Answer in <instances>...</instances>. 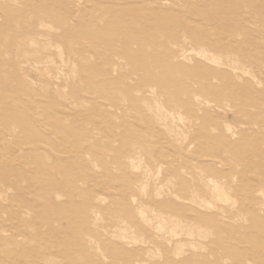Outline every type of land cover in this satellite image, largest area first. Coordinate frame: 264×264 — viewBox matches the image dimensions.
<instances>
[{
  "label": "rangeland",
  "instance_id": "374dc122",
  "mask_svg": "<svg viewBox=\"0 0 264 264\" xmlns=\"http://www.w3.org/2000/svg\"><path fill=\"white\" fill-rule=\"evenodd\" d=\"M0 74V264H264V0H0Z\"/></svg>",
  "mask_w": 264,
  "mask_h": 264
},
{
  "label": "bare ground",
  "instance_id": "6f19581e",
  "mask_svg": "<svg viewBox=\"0 0 264 264\" xmlns=\"http://www.w3.org/2000/svg\"><path fill=\"white\" fill-rule=\"evenodd\" d=\"M5 39H6V38H5ZM7 39H8V37H7ZM46 40H48V39H46ZM44 41H45V40H44ZM1 42H2V40H1ZM21 42H23V41H21ZM49 42H50V41H48V42H43V43L41 42V44H39L38 42H34V41H33V42H30V43H29V44H31V45H29V47L32 46V49H33L32 52L36 51L38 47H39V48H40V47H43L44 50H46L45 48H47V46L50 44ZM48 43H49V44H48ZM25 45H26V44H25ZM55 45H56V44H55ZM19 47H20V46H19ZM51 47H52V46H51ZM55 48L58 49V50H57V51H58L57 54L61 55V52H60V51H62V50H60L61 48H59V46L57 47V45H56ZM30 49H31V48H30ZM30 49H29V50H30ZM3 50H4V49H3ZM16 50H17V49H16ZM42 50H43V49H42ZM57 51H56V52H57ZM16 53H17V52H16ZM18 53H19V51H18ZM23 53H24V52H23ZM35 53H36V52H35ZM35 53H33V54H35ZM197 53H198V52H197ZM199 53L202 55L203 58L205 57L206 59H211V60L214 61V62H217V61H218V60H217V57H215V56H210V54H209L205 49L200 50ZM36 54H37V53H36ZM195 54H196V53H195ZM27 55H28V53H27ZM32 56H34V55H32ZM32 56H31V57H32ZM38 56H39V55H38ZM41 56H43V55H41ZM57 56H58V55H57ZM47 57H48V56H47ZM60 57H61V56H60ZM62 57H63V55H62ZM197 57H199V56H197ZM27 58L30 59L29 55H28V57H26V59H27ZM58 58H59V57H58ZM182 58H183V57H182ZM182 58H181V59H182ZM184 58H185V56H184ZM184 58H183V60H185ZM39 59H40V58H39ZM206 59H205V60H206ZM59 60H61V59H59ZM21 61H22V58H21ZM21 61L18 60L19 63H20ZM23 61H24V60H23ZM30 61H31V60H30ZM30 61H29V62H30ZM212 61H211V63H213ZM27 62H28V60H27ZM29 62H28V63H29ZM189 62H190V61H189ZM209 62H210V61H209ZM219 62H220V61H219ZM219 62H218V63H219ZM19 63H18V64H19ZM30 63H31V62H30ZM30 63H29V64H30ZM50 63H51V62H50ZM52 63H53V61H52ZM52 63H51V64H52ZM23 64H25V63L23 62ZM23 64H22V65H23ZM215 64H216V63H215ZM22 65H20V66H22ZM26 65H27V63H26ZM26 65H25V66H26ZM33 65H34V64H33ZM18 66H19V65H18ZM20 66H19V67H20ZM25 66H24V69L26 70L27 68H26ZM29 67H30V65H29ZM62 67H63V66H62ZM20 68H21V67H20ZM20 68H19V69H20ZM22 68H23V67H22ZM46 68H47V67H46ZM73 68H74V67H73ZM37 69H38V68H37ZM37 69H36V70L33 69V70H34V73H35L36 71H38ZM25 70H24V71H25ZM28 70H29V68H28ZM31 70H32V68H31L29 71H31ZM33 70H32V71H33ZM44 70H45V69H44ZM72 70H73V69H72ZM19 71H21V70H19ZM26 71H27V70H26ZM32 71H31V73H32ZM47 71H48V70H47ZM235 71H236V70H235ZM42 72H43V71H42ZM45 72H46V71H45ZM73 72H74V70H73ZM19 73H20V72H19ZM21 73H22V72H21ZM37 73H38V72H36L35 74H36V75L41 74L40 72H39V74H37ZM43 73H44V72H43ZM43 73H42V74H43ZM22 74H23V73H22ZM32 74H33V73H32ZM44 74H45V73H44ZM46 74H47V73H46ZM46 74H45V75H46ZM28 75H29V74H28ZM3 76H4V75H3ZM43 76H44V75H43ZM47 76H48V75H47ZM49 76H50V75H49ZM49 76H48V77H49ZM0 77H1V74H0ZM27 77H29V76H27ZM32 77H33V79H35V75L32 76ZM39 77H41V75H39ZM67 77H68V76H67ZM32 82H33V80H32ZM33 85H34V84H33ZM55 88H56V87H55ZM45 90H46V89H45ZM243 91H244V90H243ZM55 93H56V92H55ZM241 93H242V92H241ZM244 93H246V92H244ZM242 95H243V94H242ZM63 97H64V95H63ZM65 97H66V95H65ZM195 98H196V97H195ZM62 99H63V98H62ZM65 99H66V98H65ZM205 102H206V101H205ZM156 103H157V102H156ZM155 105H157V104H155ZM159 108H160V107H159ZM156 109H158V107H157ZM162 109H163V108H162ZM158 112H159V111H158ZM166 114H167V113H166ZM170 114H171V113H170ZM170 114H169V115H170ZM182 117H183V116H182ZM172 118H173V116H172ZM179 118H180V120H182V119H181V115L179 116ZM179 118H178V119H179ZM186 122H187V121H186ZM227 131H228V130H227ZM210 184H211L210 186L212 187V189H213L214 191L217 192V194H213L212 196L217 197L218 199H224V200H227V199H228V194L226 193V191L223 190V187L220 186V184H218V183H217L216 181H214L213 179H210ZM211 194H212V193H211ZM209 196H211V195H209ZM132 199H133V198H132ZM198 199H199V198H198ZM202 200H203V199H202ZM134 201H135V200H134ZM201 202H202V201H201ZM203 202H204V201H203ZM206 202H207V201H206ZM210 203H211V202H208V203H207V206H208ZM204 205H205V204H204ZM210 207H212V206H210ZM140 210H141V209H140ZM140 212H141V211H140ZM140 212H139V214H140ZM148 218H149V217H148ZM146 219H147V218H146ZM148 221H149V220H148ZM176 223H177V222H176ZM159 226H163V225H162L161 223H159ZM173 232H174V234H177V233H178L176 230H173ZM121 235H122V234H121ZM124 237H125V236H124V234H123V235H122V238H124ZM132 238H133V237H132ZM124 239H125V238H124ZM135 241H136V240H135ZM179 251H181V250H179Z\"/></svg>",
  "mask_w": 264,
  "mask_h": 264
}]
</instances>
